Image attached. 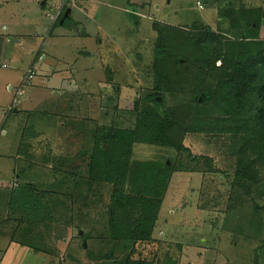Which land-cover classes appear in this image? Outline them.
<instances>
[{
  "label": "rangeland",
  "instance_id": "374dc122",
  "mask_svg": "<svg viewBox=\"0 0 264 264\" xmlns=\"http://www.w3.org/2000/svg\"><path fill=\"white\" fill-rule=\"evenodd\" d=\"M52 2V7L46 11L59 7V0ZM216 2L78 0L79 9L74 11L67 25L49 26L38 37L23 38L13 32L21 31L22 26H7L11 21L4 0H0V264H110L109 261L122 257L110 251V246L108 249L105 243L106 236L102 233L106 222L105 201L85 208L84 205L91 202L80 200L71 212L74 217L71 224H64L70 213L65 215V220L57 221L65 237L56 246L63 251L61 254L59 250L55 253L51 243L44 245L47 254L30 248L33 239L30 233L28 241L22 245L19 239L24 237L23 232L14 236L12 232L17 227L3 221L25 219L26 215H19L21 209L17 210V200L23 198L25 203L27 197L25 192L19 194L18 189L29 186V189H35V197L42 191L56 189L50 167L63 164L66 157L72 159L86 149L93 134L91 131L133 126L130 113L139 94L131 87H137L134 81L142 73L139 59L146 63L150 61L156 38L152 23L190 27L194 22H203L216 30L219 20L214 7ZM226 2L219 7H224ZM237 3L238 6L258 7L263 0H237ZM37 12L45 18L40 6ZM76 17L81 24L75 22ZM18 18V23L33 20L22 15ZM241 36L242 33L237 32L228 35L231 41L239 40ZM259 37L264 40V26L260 28ZM38 55H43L45 60ZM11 109L14 114H10ZM33 126L36 130L31 139L37 138L29 140L23 129ZM82 130L88 131L89 135L76 138L74 134ZM29 144L30 148L27 147ZM185 145L196 156L213 157L216 168L231 170V160L221 151H214L203 136H188ZM21 151H26L27 155ZM29 154L33 156L31 160ZM56 158L58 161L51 162ZM132 159L177 161L173 151L146 145H136ZM217 187L222 189L223 198L209 201L210 210L215 209L214 205L222 204L225 190L230 188L225 176L217 177L214 189ZM83 188L86 190L87 186ZM201 188L200 175L181 172L172 175L154 239L172 245L170 253L178 257L180 264H255L256 260L258 264H264V212H256L250 202L235 205V197L240 198L241 194H233L228 215L217 209L202 210ZM101 193L106 194V191L101 190ZM256 202L264 207V199ZM59 209L56 213L60 215ZM48 223L52 229L47 231L51 230L52 234L57 230V223ZM38 227L34 225V228ZM4 232L13 241L4 239ZM80 232L89 237L87 248ZM177 244L182 245L181 252L177 250ZM101 256L109 261L95 259Z\"/></svg>",
  "mask_w": 264,
  "mask_h": 264
},
{
  "label": "trees",
  "instance_id": "16d2710c",
  "mask_svg": "<svg viewBox=\"0 0 264 264\" xmlns=\"http://www.w3.org/2000/svg\"><path fill=\"white\" fill-rule=\"evenodd\" d=\"M224 2L217 0L214 6L217 18L223 21L218 20L216 30L203 22H194L190 27L153 22L151 28L156 34L152 40L153 54L148 63L139 59L142 73L134 81L137 87H131L139 94L130 113L133 126L91 131L86 149L72 159L66 157L63 164L50 167L56 186L53 192L42 191L35 197V189L29 186L17 190L27 197L25 203L23 198H17L19 215L28 217V220L26 216L16 218L17 228L27 225L26 230L33 235L30 248L47 254L45 246L51 243L56 253L57 244L65 238L57 221L70 213L69 220H63L64 224H71L74 219L71 212L80 200L91 202L85 208L105 201L106 222L102 227L105 243L110 251L122 257L110 262L101 256L95 258L97 261L180 264L178 257L170 253L172 245L154 239L175 172L201 176L202 210L208 209L209 201L223 198V186L214 189L215 180L221 175L227 178L230 188L225 190L222 204L214 205L213 211L228 215L233 194H241L240 198L235 197V205L250 202L256 212H264V207L256 202L264 199V40L259 37L264 26V0L258 7L238 6L237 0L219 7ZM70 8L62 11L53 26L63 20V26L71 22V14L65 18ZM234 32L242 36L231 41L228 35ZM35 130V126L24 128L23 133L30 140ZM88 135L83 130L74 134L76 138ZM188 136L206 138L214 151H221L231 160V170L216 168L213 157L194 155L185 145ZM136 145L173 151L177 161H134ZM22 153L27 155L26 151ZM28 157L31 160L33 156ZM57 208H61L60 215ZM41 217L43 220L39 221ZM48 221L57 223L52 234L47 231L52 229ZM34 225L39 227L36 229ZM84 238L89 239L87 235ZM176 248L179 252L183 249L181 244Z\"/></svg>",
  "mask_w": 264,
  "mask_h": 264
},
{
  "label": "crops",
  "instance_id": "0c3cea01",
  "mask_svg": "<svg viewBox=\"0 0 264 264\" xmlns=\"http://www.w3.org/2000/svg\"><path fill=\"white\" fill-rule=\"evenodd\" d=\"M79 1H82V0H79ZM87 1H89V0H87ZM4 3L6 4L5 5L6 14H8V17L10 18V21H11L10 24H8L7 26H11V27L16 28L19 25V26H22V28H23V29H21V31H13L14 34H16V35H20L23 38H33L34 36L38 37L40 35V33H42L43 31L45 32L47 30V27L53 26L50 19L48 18V14H50L53 10L51 12L46 11V9L49 6L52 7V5H53L52 0H4ZM0 6H1V4H0ZM39 6H40V9L42 10V13L44 14L45 18H41L39 13L37 12ZM78 9H79V3H76V5L74 7L70 8L72 18H73L74 11L78 10ZM79 11H81V10H79ZM19 15H22L24 18L25 17L31 18L33 20H29V21L25 20V21L18 23L17 19L19 20V18H18ZM75 20H76L75 22L77 24H81L80 19H78L76 17ZM62 25L60 24V26H62ZM3 28L6 31H8L7 27L4 26ZM85 55H87V54H85ZM39 56L41 57L42 60H45V57L43 55L42 56L38 55V57ZM11 89L12 88L10 87V90ZM8 222H11L12 225L16 226V227L18 225L16 218L14 220L13 219H5L3 221V223H8ZM26 229H27V225L23 224V225H21V228H17L13 232L11 231L14 236L19 235L20 232H23L24 237L19 239L22 245H24L23 244L24 242L28 241L29 233ZM2 235H3L4 239L9 238L10 241H13L10 235H8L6 237V232L2 233ZM35 235H36V233H35ZM81 240H82V242H83V240H86L84 238V235L81 236ZM86 242H87V240H86Z\"/></svg>",
  "mask_w": 264,
  "mask_h": 264
},
{
  "label": "built area",
  "instance_id": "2783aa9c",
  "mask_svg": "<svg viewBox=\"0 0 264 264\" xmlns=\"http://www.w3.org/2000/svg\"><path fill=\"white\" fill-rule=\"evenodd\" d=\"M78 0H59L60 5L57 9H55L51 14H48V18L50 19L52 25L55 24L57 22V20L59 19L62 11L66 8V7H72L77 3ZM197 6L202 9L203 6L201 5V3H198ZM6 65H4L3 68H5ZM19 94H22V89H19Z\"/></svg>",
  "mask_w": 264,
  "mask_h": 264
},
{
  "label": "water",
  "instance_id": "95a60500",
  "mask_svg": "<svg viewBox=\"0 0 264 264\" xmlns=\"http://www.w3.org/2000/svg\"><path fill=\"white\" fill-rule=\"evenodd\" d=\"M70 14H71V10H68V11L66 12V14H65V18H68V17L70 16ZM63 22H64V20L61 21V25L63 24ZM87 55H88V54H87ZM200 102H202V99H200ZM104 150H106V146H104ZM79 235H80V236H83V232H80ZM83 244H84V247L87 248L86 240H83Z\"/></svg>",
  "mask_w": 264,
  "mask_h": 264
}]
</instances>
